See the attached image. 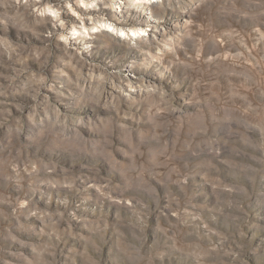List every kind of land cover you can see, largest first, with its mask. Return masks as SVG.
<instances>
[{"label":"rangeland","instance_id":"374dc122","mask_svg":"<svg viewBox=\"0 0 264 264\" xmlns=\"http://www.w3.org/2000/svg\"><path fill=\"white\" fill-rule=\"evenodd\" d=\"M0 264H264V0H0Z\"/></svg>","mask_w":264,"mask_h":264},{"label":"clouds","instance_id":"9594fccd","mask_svg":"<svg viewBox=\"0 0 264 264\" xmlns=\"http://www.w3.org/2000/svg\"><path fill=\"white\" fill-rule=\"evenodd\" d=\"M92 5H89V7H91Z\"/></svg>","mask_w":264,"mask_h":264}]
</instances>
